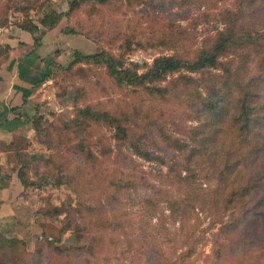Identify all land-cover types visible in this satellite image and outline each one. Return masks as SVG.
Listing matches in <instances>:
<instances>
[{"label":"rangeland","instance_id":"1","mask_svg":"<svg viewBox=\"0 0 264 264\" xmlns=\"http://www.w3.org/2000/svg\"><path fill=\"white\" fill-rule=\"evenodd\" d=\"M46 7L57 52L16 151L37 215L16 261L264 264V0H0V25ZM160 56L183 67L148 74Z\"/></svg>","mask_w":264,"mask_h":264},{"label":"crops","instance_id":"2","mask_svg":"<svg viewBox=\"0 0 264 264\" xmlns=\"http://www.w3.org/2000/svg\"><path fill=\"white\" fill-rule=\"evenodd\" d=\"M34 23L38 25L35 32L12 23L0 26V232L20 239L33 227L37 215L24 217L26 187L18 177L21 163L16 151L28 149L27 142L36 132V102L44 100L43 82L48 79L44 70L56 50L48 57L53 49L49 44L53 28ZM42 28L45 32L39 30ZM37 31L42 39L35 41ZM44 103L46 108L50 106L48 101Z\"/></svg>","mask_w":264,"mask_h":264},{"label":"trees","instance_id":"3","mask_svg":"<svg viewBox=\"0 0 264 264\" xmlns=\"http://www.w3.org/2000/svg\"><path fill=\"white\" fill-rule=\"evenodd\" d=\"M51 9L50 7H46V11H45V15L44 17L39 19V25H43V26H49L52 27L55 25V23L58 21V19L60 18L61 14H53L51 15ZM49 14V15H48ZM48 15V16H47ZM5 24H1L0 26H4ZM19 27L28 30L30 32H35L38 29V25L35 23H31L30 27H26V26H21L18 25ZM38 40V37H35V41ZM74 61H84L86 63H101V62H105L104 58H102V54H96V53H90V54H83L80 53L78 51L74 52ZM209 56H202L200 57L195 63H193L192 65L189 66V68H200L203 67L204 65H206L207 62H209ZM211 64H214V61H211ZM108 65V64H107ZM109 67V65H108ZM183 67V65L180 63V61H178L177 59H175L173 56H160V57H156L153 61V67L151 69V71L148 73H154L156 74V76H161L163 74H165L166 72H170V71H175L178 68ZM84 113H90L88 109H80L78 111V114H84ZM91 114V113H90ZM96 119H100L103 115L102 113H95L94 114ZM135 153L139 156L144 157L145 159H150L151 156L149 155V153L145 150L140 149L137 146H133ZM18 159L19 156L17 155ZM20 161V159H19ZM21 163V161H20ZM22 166L20 165L19 169H18V177L20 179V181L22 182V184L24 185V187L29 186V183L26 182V178L24 175V172L21 171ZM184 201V199H183ZM143 204H147V202L150 203L149 199L144 198L142 199ZM21 250L20 251V258L17 256V260H19L21 263H24V255H26L27 252V247H26V241L24 239H20L17 237H7L5 236L3 233L0 232V264H19L18 261H16V258L13 257V251L15 250Z\"/></svg>","mask_w":264,"mask_h":264}]
</instances>
